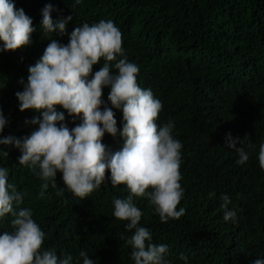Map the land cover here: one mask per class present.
Wrapping results in <instances>:
<instances>
[{
  "label": "trees",
  "instance_id": "trees-1",
  "mask_svg": "<svg viewBox=\"0 0 264 264\" xmlns=\"http://www.w3.org/2000/svg\"><path fill=\"white\" fill-rule=\"evenodd\" d=\"M23 9L36 31L32 43L20 50L0 52V109L7 124L0 137L23 139L42 119L35 110L20 111L16 93L27 83L34 66L52 39L69 42L71 31L83 23L111 20L123 34V50L140 69L142 88L151 89L163 104L157 124L174 122L173 136L182 145L180 172L186 209L179 220L162 223L145 198L133 197L143 215L138 226L152 234L151 243L165 244L170 264H254L264 260V170L259 167V146L264 143V0H11ZM51 4L52 19L69 15L67 34H42V10ZM0 47H3L0 42ZM104 61L93 66V75ZM113 72L116 69L113 67ZM110 88L103 90L104 106ZM101 110H103V107ZM69 127L75 123L60 106ZM118 133H105L103 144L122 149L123 112L113 108ZM239 138L249 161L238 165V153L227 146V137ZM255 145L249 148L248 145ZM0 167L9 183L24 193L19 207L31 208L33 219L45 233L43 250L71 254L73 264H83L85 251L94 264H135L127 243L135 230L113 215L114 198L126 199L125 185L113 186L111 173L101 187L85 199L67 190L62 174L57 187L39 195L43 181L28 166L19 164L21 152L0 145ZM38 167L36 172H38ZM63 189V195L56 193ZM215 192V197L210 193ZM222 195L237 213L235 221L223 220ZM17 207L14 205V208ZM11 215L0 221V234L11 232Z\"/></svg>",
  "mask_w": 264,
  "mask_h": 264
},
{
  "label": "clouds",
  "instance_id": "clouds-1",
  "mask_svg": "<svg viewBox=\"0 0 264 264\" xmlns=\"http://www.w3.org/2000/svg\"><path fill=\"white\" fill-rule=\"evenodd\" d=\"M52 12L51 4L42 10V34H67L73 17L54 21ZM35 31L32 19L22 8L17 10L11 0H0V52L29 46ZM50 41L40 60L29 67L27 83L20 80L23 91L16 93L20 111L35 110L42 119L30 121L38 127L29 136L0 137V145L20 150L19 164L30 167L43 181L41 197L50 185L57 187V173H61L67 190L83 200L101 187L110 171L111 184L125 185L130 193L126 199L114 198L113 215L117 221L128 222V231L135 230L127 240L133 248L132 260L135 264H170L165 259L167 245L151 243L149 229L138 226L143 213L133 197H146L162 223L185 215L186 209L178 207L184 196L180 172L183 145L173 136L174 122L157 124L163 104L151 89L139 86L140 69L125 55L123 34L113 21L76 26L67 44ZM101 61L103 67L93 75V66ZM105 87L110 88L111 107L104 106ZM57 106L73 123L82 115V123L70 128L65 114L56 111ZM113 108L122 110L124 120V145L114 153L102 142L105 133L113 137L118 133ZM7 123L0 109V134ZM244 140L233 139L231 134L227 137V146L238 153L237 164L241 166L249 161L245 148L237 147ZM0 152L7 156L2 149ZM258 161L264 170V143L259 146ZM56 194L63 195V189ZM24 195L9 183L7 169L0 167V221L9 214L12 217V231L0 234V264H73L71 254L60 257L55 250H43L45 233L33 219L32 209L19 207ZM215 195L214 191L210 193V197ZM221 200L223 220L235 221L236 211L229 210L231 199L222 195ZM78 256L83 264H94L85 251H79ZM180 259L187 264L185 255ZM254 264H264V260L257 259Z\"/></svg>",
  "mask_w": 264,
  "mask_h": 264
}]
</instances>
